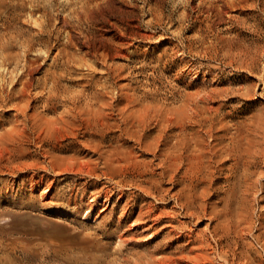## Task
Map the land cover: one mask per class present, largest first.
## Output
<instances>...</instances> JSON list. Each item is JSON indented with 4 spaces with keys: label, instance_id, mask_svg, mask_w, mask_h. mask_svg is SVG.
Masks as SVG:
<instances>
[{
    "label": "rangeland",
    "instance_id": "374dc122",
    "mask_svg": "<svg viewBox=\"0 0 264 264\" xmlns=\"http://www.w3.org/2000/svg\"><path fill=\"white\" fill-rule=\"evenodd\" d=\"M232 1L10 0L9 2V0H0V34L6 31L10 35L19 33L21 41H28L32 45V50L25 54L23 47L19 43L15 44L12 51L19 53L18 63L15 64L18 71L11 75L7 74L5 78L8 83H5L6 90L10 85L8 82L10 79L16 80L18 75H22L20 81L23 77L22 81L26 85L24 96H14L4 105H0V264H187V262L188 264L191 262L192 264H264V196L261 193L256 195L255 200L248 201L249 211L244 217V222L240 220V215L233 221L235 222L233 227L238 228L241 225L239 228L242 230L222 236L223 245L230 244L226 253L228 260L225 261L217 253L215 242L218 236L213 233L214 228L218 226V220L213 216H217L215 212L218 211L222 202L215 195L209 196L205 199L206 213L201 209L199 215L191 217L188 211L184 212L180 204L171 196L179 188L176 178L160 177L161 169L153 153L142 150L134 139L118 131L123 126L122 119L131 118V115L142 107L151 106L153 110H160L162 114L173 117L176 110L189 99H194L197 94L209 92L212 88L213 104L219 107L218 114L226 122L228 134L234 133L240 122L247 123L254 130V141L259 152H264V0ZM58 13L60 15L57 16ZM29 14L30 16H27ZM61 14H64V18ZM33 20L37 21L36 24ZM71 24L75 25L71 26ZM36 26L40 28L38 31ZM77 28H80L79 31ZM52 42V46H49ZM58 47L61 50L57 49ZM48 48L52 51L50 52ZM54 49L57 51L55 52ZM238 50L243 52L242 55L236 53ZM53 52L57 53L56 56ZM246 53L248 56H245ZM71 54L78 61H68ZM80 60L86 61L87 65L80 63ZM68 63H70L69 66ZM53 71L56 72L58 90L62 91L65 88L72 89L74 92L83 90L87 94L96 91L101 95L100 99L110 102L111 105L107 109L104 107L103 110V116L109 125L97 131V134L80 128V131L75 130L74 136L65 139L56 135L54 130L39 131L37 124L44 125L46 120L54 121L63 115L70 105L59 96H49ZM18 72L21 73L18 74ZM29 73L33 75L30 77ZM108 75H110V82L103 87ZM73 79L76 81L74 82ZM85 96L86 94L81 96L79 104L85 102ZM16 101L17 108L12 105ZM17 111L29 117V128L25 130V133L14 129L18 118ZM151 120L146 127V132L154 136L158 132V127L154 126V119ZM26 138H28L27 141ZM96 139L101 140L102 146L94 148L92 140ZM86 140L89 142L84 143ZM117 149L125 150L141 165L121 164L114 157L106 159L111 151ZM259 159L260 157L257 158L259 162L252 167V170L255 171L254 177L264 182V163ZM232 163L230 159L224 162L225 170L218 179L219 185L224 184L225 175L230 172L228 168ZM80 164L83 170H78ZM26 165L29 168H26ZM60 167L64 169L61 170ZM149 176L158 181L156 196L146 195L139 187L142 186L143 178ZM46 183L51 184L47 195L42 194L40 189H43ZM39 193L41 197L43 196L42 198ZM105 195L109 198L107 204L103 201L106 198ZM94 197L97 198V205ZM104 206V211L102 210L98 216L99 209ZM238 206L240 203L231 197L229 215L238 214V209H235ZM211 207H214L213 213ZM153 216L159 220L154 219ZM206 217H210L211 223L208 218L206 220ZM138 221L143 223H137ZM132 222L137 225H131ZM246 228L249 230H245ZM258 234L262 235L260 239L256 237ZM197 253H201L199 257L194 256ZM158 256H162V259H158Z\"/></svg>",
    "mask_w": 264,
    "mask_h": 264
},
{
    "label": "bare ground",
    "instance_id": "6f19581e",
    "mask_svg": "<svg viewBox=\"0 0 264 264\" xmlns=\"http://www.w3.org/2000/svg\"><path fill=\"white\" fill-rule=\"evenodd\" d=\"M8 1V0H7ZM12 1V0H11ZM27 1V0H26ZM38 1V0H37ZM40 1V0H39ZM100 1V0H99ZM199 1V0H198ZM207 1V0H206ZM215 1V0H214ZM219 1V0H218ZM223 1V0H222ZM227 1V0H226ZM234 1V0H233ZM232 1V2H233ZM237 1V0H236ZM248 1V0H247ZM252 1V0H251ZM10 2V0H9ZM20 2V1H19ZM60 2V1H59ZM62 2V1H61ZM60 2V3H61ZM64 2V1H63ZM86 2V1H85ZM201 2V1H200ZM221 2V1H220ZM218 2V3H220ZM239 2V1H238ZM257 2V1H256ZM34 3V2H33ZM68 3V1H67ZM91 3V2H90ZM93 3V2H92ZM102 3V2H101ZM204 3V2H202ZM212 3V2H211ZM231 3V2H230ZM248 3V2H247ZM251 3V2H249ZM13 4V2H12ZM28 4V3H26ZM37 4V3H36ZM64 4V3H63ZM89 4V3H88ZM100 4V3H99ZM98 4V5H99ZM199 4V2H198ZM217 4V3H216ZM223 4V3H222ZM228 4V3H227ZM232 4V3H231ZM239 4V3H238ZM38 5V4H37ZM46 5V4H45ZM51 5V4H50ZM57 5V4H56ZM97 5V4H96ZM95 5V7H96ZM215 5V4H214ZM256 5V4H255ZM36 6V5H35ZM59 6V5H58ZM76 6V5H75ZM87 6V5H86ZM89 6V5H88ZM94 6V5H93ZM92 6V7H93ZM208 6V5H207ZM224 6V5H223ZM230 6V5H229ZM242 6V5H241ZM253 6V5H252ZM209 7V6H208ZM218 7V6H217ZM221 7V6H220ZM232 7V6H231ZM236 7V6H235ZM257 7V6H256ZM263 7V5H262ZM32 8V7H30ZM57 8V7H56ZM71 8V7H70ZM75 8V7H74ZM73 8V9H74ZM78 8V7H77ZM90 8V6H89ZM88 8V9H89ZM207 8V7H206ZM222 8V7H221ZM234 8V7H233ZM242 8V7H241ZM50 9V7H49ZM55 9V8H54ZM152 9V8H151ZM223 9V8H222ZM235 9V8H234ZM243 9V8H242ZM258 9V8H257ZM9 10V9H8ZM47 10V8H46ZM58 10V9H57ZM70 10V9H69ZM68 10V11H69ZM77 10V9H76ZM92 10V8H91ZM123 10V9H122ZM209 10V9H208ZM213 10V9H212ZM220 10V9H219ZM239 10V9H238ZM260 10V8H259ZM14 11V10H13ZM29 11V10H28ZM79 11H81L79 9ZM78 11V12H79ZM153 11V10H152ZM155 11V9H154ZM264 11V10H263ZM6 12V11H5ZM12 12V11H11ZM30 12V11H29ZM37 12V11H36ZM41 12V11H40ZM56 13V11H54ZM60 12V11H59ZM73 12V11H72ZM89 12V11H88ZM214 12V10H213ZM217 12V11H216ZM261 12V11H260ZM27 13V11H26ZM32 13V12H31ZM67 13V12H65ZM82 13V11L80 12ZM158 13V12H157ZM46 14V13H45ZM88 14V13H87ZM115 14V13H114ZM210 14V13H209ZM264 14V12H263ZM11 15V14H10ZM13 15V13H12ZM18 15V14H17ZM36 15V14H35ZM60 15L59 13L57 16ZM63 15L64 18V14ZM82 15V14H81ZM157 15V14H156ZM27 16H30L27 15ZM42 16V15H41ZM83 16V15H82ZM89 16V15H88ZM93 16V15H91ZM111 16V14H110ZM208 16V15H207ZM210 16V15H209ZM68 17V16H67ZM80 17V16H78ZM84 17V16H83ZM87 17V16H86ZM152 17V16H151ZM4 18V17H3ZM44 18V17H43ZM47 18V17H46ZM71 18V17H70ZM89 18V17H88ZM92 18V17H91ZM97 18V17H96ZM95 18V19H96ZM155 18V17H154ZM260 18V17H259ZM23 19V18H22ZM21 19V20H22ZM30 19V17H29ZM39 19V18H38ZM73 19V18H72ZM83 19V18H82ZM86 19V18H85ZM151 20V18H149ZM164 19V18H163ZM169 19V18H168ZM13 20V19H12ZM31 20V19H30ZM29 20V21H30ZM42 20V19H41ZM46 21L48 19H45ZM61 20V19H60ZM117 20V19H116ZM153 20V18H152ZM24 21V19H23ZM22 21V22H23ZM34 21V20H33ZM73 21V20H72ZM259 21V20H258ZM15 22V21H14ZM27 22V21H26ZM24 22V23H26ZM37 22V21H36ZM34 21V23L36 24ZM40 22V20H39ZM55 22V21H54ZM57 22V21H56ZM55 22V23H56ZM65 22V21H63ZM80 22V21H79ZM87 22V21H86ZM90 22L92 20L90 19ZM96 22V21H95ZM260 22V21H259ZM7 23V22H6ZM42 23V22H41ZM40 23V24H41ZM49 23V22H48ZM54 23V25H55ZM59 23V22H58ZM67 23V22H66ZM71 23V22H70ZM77 23V21H76ZM75 23V24H76ZM81 23V22H80ZM112 23V22H111ZM116 23V22H115ZM29 24V22H28ZM53 24V22H52ZM61 25V23H59ZM57 24V25H59ZM74 24V25H75ZM82 24V23H81ZM84 24V23H83ZM2 25V24H1ZM15 25V24H14ZM31 25L33 26L34 24L31 22ZM45 25V24H44ZM48 25V24H46ZM67 25V24H66ZM65 25V26H66ZM71 24V26H74ZM93 25V24H92ZM198 25V24H197ZM4 26V25H3ZM25 26V25H24ZM49 26V25H48ZM70 26V27H71ZM82 26V25H81ZM254 26V25H253ZM28 27V26H27ZM38 27V26H36ZM45 27V26H44ZM57 27V26H56ZM61 27V26H60ZM59 27V28H60ZM68 27V26H67ZM196 27V26H195ZM23 28V27H21ZM35 28V27H34ZM33 28V29H34ZM47 28V27H46ZM52 29V26L50 27ZM58 28V30H59ZM93 28V27H92ZM118 28V27H117ZM20 29V28H19ZM40 28L38 27L37 31ZM65 29V28H64ZM78 29V28H77ZM80 29V28H79ZM78 29V31H79ZM4 30V29H3ZM29 30V29H28ZM46 30V29H45ZM54 30V28H53ZM76 30V29H75ZM73 30V31H75ZM5 31V30H4ZM19 31V30H18ZM36 31V30H35ZM56 31V29H55ZM65 31V30H64ZM67 31V30H66ZM84 31V30H83ZM40 32V31H39ZM59 32V31H58ZM62 32V31H61ZM72 32V31H69ZM76 32V31H75ZM73 32V33H75ZM120 32V31H119ZM0 34V105H4L10 99L14 96L17 95H23L26 91V85L22 81L24 78L22 77V80L20 81V78L22 75L18 72V75L16 80L10 79L8 82L10 85L7 87L5 90V86L7 81H6V75L13 72H17V66L15 64L18 63V58H19V53L12 51L14 48L15 44L18 45V43L23 47L25 54H27V51L32 50V45L28 41H21V37L19 36L20 34H11L6 31V32H1ZM54 33V32H53ZM57 33V32H56ZM122 33V32H121ZM120 33V36H121ZM32 34V33H31ZM34 34V33H33ZM70 34V33H69ZM68 34V35H69ZM53 35V34H51ZM90 35V34H89ZM123 35V34H122ZM239 35V34H238ZM65 36V34H64ZM71 36V34H70ZM74 36V35H73ZM77 36V35H76ZM82 36V35H81ZM84 36V35H83ZM67 37V35H66ZM87 37V36H86ZM89 37V36H88ZM93 37V36H92ZM95 37V36H94ZM118 37V36H117ZM65 38V37H63ZM69 38V37H68ZM73 38V37H72ZM111 38V37H110ZM125 38V37H124ZM28 38H26L27 40ZM32 39V38H31ZM51 39V38H50ZM67 39V38H66ZM116 39V37L114 38ZM119 39V38H118ZM123 39V38H122ZM220 39V38H219ZM23 40V38H22ZM29 40V39H28ZM46 40V39H45ZM53 40V39H52ZM65 40V39H64ZM68 40V39H67ZM88 40V39H87ZM94 40V39H93ZM126 40V39H125ZM232 40V39H231ZM40 41V40H39ZM47 41V40H46ZM57 41V40H56ZM66 41V40H65ZM89 41V40H88ZM113 41V40H112ZM117 41V40H116ZM124 41V39H123ZM215 41V40H214ZM239 41V40H237ZM242 41V40H241ZM37 42V41H36ZM41 42V41H40ZM233 42V41H232ZM109 43V42H108ZM127 43V42H126ZM208 43V42H207ZM217 43V42H216ZM227 43V42H226ZM53 42L49 45L52 46ZM77 44V43H76ZM113 44V43H111ZM115 44V42H114ZM122 43H120L121 45ZM248 44V42H247ZM19 45V46H20ZM34 45V44H33ZM40 45V44H39ZM66 45V44H65ZM100 45V44H99ZM256 45V44H255ZM258 45V44H257ZM41 46V45H40ZM56 46V44H55ZM90 46V45H89ZM115 46V45H114ZM118 45H116L117 47ZM126 46V45H125ZM21 47V48H22ZM75 47V46H74ZM79 47V46H78ZM85 47V46H84ZM119 47V46H118ZM121 47V46H120ZM123 47V45H122ZM127 47V46H126ZM125 47V49H127ZM217 47V46H216ZM222 47V46H221ZM225 47V46H224ZM245 47V46H244ZM52 48V47H51ZM64 48V47H63ZM90 48V47H89ZM92 48V47H91ZM251 48V47H250ZM256 48V47H255ZM258 48V47H257ZM44 49V48H43ZM50 50V48H48ZM53 49V48H52ZM61 50V48H57ZM67 49V48H66ZM75 49V48H74ZM81 49V48H80ZM88 49V47H87ZM101 49H103L101 47ZM210 49V48H209ZM208 49V50H209ZM248 49V47H247ZM37 50V49H36ZM35 50V51H36ZM40 50V48H39ZM71 50V49H70ZM77 50V49H76ZM85 50V49H84ZM82 50V51H84ZM123 50V48H122ZM242 50H244L242 48ZM19 51V50H18ZM34 51V50H33ZM44 51V50H43ZM52 50H50L51 52ZM56 52L57 50L54 49ZM64 51V50H63ZM66 51V50H65ZM75 51V50H74ZM79 51V50H78ZM77 51V52H78ZM87 51V50H85ZM101 51V50H100ZM103 51V50H102ZM106 51V50H105ZM113 51V50H112ZM125 51V50H124ZM205 51V50H204ZM220 51V50H219ZM253 51V50H252ZM37 52V51H36ZM49 52V51H48ZM81 52V51H79ZM127 52V51H126ZM203 52V51H201ZM206 52V51H205ZM210 52V51H209ZM29 53V52H28ZM67 53V52H66ZM88 53V52H86ZM85 53V54H86ZM90 53V52H89ZM94 53V52H93ZM105 53V52H104ZM128 53V52H127ZM204 53V52H203ZM218 53V52H217ZM231 53V52H230ZM237 54H241V50H238L236 52ZM253 53V52H252ZM251 53V54H252ZM257 53V52H256ZM35 54V53H33ZM39 54V53H38ZM42 55V53H40ZM49 54V53H48ZM54 54V52H53ZM57 54V53H56ZM54 54V56H56ZM62 54V53H61ZM84 54V55H85ZM97 54V53H96ZM101 54V53H100ZM113 54V53H112ZM211 54V53H210ZM216 54V52H215ZM220 54V53H219ZM223 54V51H222ZM229 54V52H228ZM36 55V54H35ZM40 55V56H41ZM52 57V54H50ZM49 55V56H50ZM72 55V54H71ZM82 55V57L84 56ZM95 55V54H94ZM120 55V53H119ZM118 55V56H119ZM126 55V54H125ZM123 55V56H125ZM130 55V54H127ZM214 55V54H213ZM221 55V54H220ZM242 55V54H241ZM255 55V53L253 54ZM257 55V54H256ZM31 56V55H30ZM33 56V55H32ZM44 56H46L44 54ZM62 56V55H61ZM114 56V55H113ZM117 56V57H118ZM219 56V55H218ZM225 56V55H224ZM245 56H248L247 53ZM21 57V55H20ZM29 57V55H28ZM27 57V58H28ZM50 57V58H51ZM58 57V56H57ZM64 57V56H63ZM81 57V56H80ZM105 57V56H104ZM109 57V55H108ZM107 57V58H108ZM111 57V56H110ZM122 57V56H121ZM120 57V58H121ZM210 57V56H209ZM228 57V56H227ZM231 57V56H230ZM229 57V58H230ZM250 57V56H249ZM255 57V56H254ZM23 58V57H22ZM26 58V57H25ZM31 58V57H30ZM44 58V57H42ZM48 59V57H46ZM45 58V60H46ZM67 58V57H66ZM89 58V57H88ZM92 58V57H91ZM102 58V57H101ZM106 58V60H107ZM126 58V57H125ZM220 58V57H219ZM223 58V57H222ZM252 58V57H251ZM40 59V58H39ZM86 59V57H85ZM105 59V58H104ZM115 59V58H114ZM127 59V58H126ZM217 59V58H216ZM244 58H242L243 60ZM25 61L24 59H22ZM41 60V59H40ZM66 60V59H65ZM68 61L71 62H76L78 60L75 59L74 55L71 57H68ZM91 60V59H90ZM128 60V59H127ZM226 60V59H225ZM241 60V61H242ZM254 60V59H253ZM37 61V60H36ZM35 61V62H36ZM43 62V60H41ZM80 63H84L87 65L86 61L80 60ZM92 61V60H91ZM90 61V62H91ZM105 61V60H104ZM227 61V60H226ZM245 61V60H244ZM249 61V60H248ZM21 62V61H20ZM33 62V61H32ZM39 62V60H38ZM41 62V63H42ZM49 62V61H47ZM53 62V61H52ZM89 62V61H88ZM96 62V61H95ZM232 62V61H231ZM247 62V61H246ZM27 63V62H25ZM45 63V62H44ZM94 63V61L92 62ZM112 63V62H111ZM124 63V62H123ZM128 63V62H127ZM248 63V62H247ZM255 63V62H254ZM24 64V63H22ZM32 64V63H31ZM47 64V63H46ZM55 64V62H54ZM60 64V63H59ZM91 64V63H90ZM21 65V64H20ZM37 65V64H36ZM35 65V66H36ZM49 65V64H48ZM65 65V63L63 64ZM70 63H68V66ZM76 65V64H75ZM92 65V64H91ZM89 65V66H91ZM105 65V64H104ZM125 65V64H124ZM234 65V64H233ZM242 65V64H241ZM251 65V64H250ZM22 66V65H21ZM26 66V65H24ZM32 66V65H31ZM31 66L30 69H31ZM47 66V65H46ZM67 66V65H66ZM102 66V65H101ZM111 66V65H110ZM230 66V65H229ZM244 66V65H243ZM28 67V68H29ZM39 67V65H38ZM41 67V66H40ZM71 67V66H70ZM73 67H75L73 65ZM79 67V66H78ZM105 67V66H104ZM240 67V66H239ZM22 68V67H21ZM34 68V67H33ZM44 68V67H43ZM47 68V67H46ZM62 68V67H61ZM65 69V66L63 67ZM77 68V66H76ZM75 68V71H76ZM80 68V67H79ZM49 69V68H48ZM60 69V68H59ZM74 69V68H73ZM86 69V68H85ZM91 69V68H90ZM94 69V67H93ZM107 69V68H106ZM105 69V71H106ZM117 69V68H116ZM216 69V68H215ZM17 70V71H16ZM21 70V69H20ZM24 70V69H22ZM35 70V69H34ZM37 70V68H36ZM35 70V72H36ZM66 70V69H65ZM82 70V69H81ZM88 70V69H86ZM29 71V70H28ZM50 71V70H49ZM47 71V72H49ZM77 71H80L77 69ZM84 71V70H83ZM96 71V70H94ZM104 71V72H105ZM108 71V70H107ZM27 72V71H26ZM31 72V71H30ZM42 72V70H41ZM44 72V71H43ZM89 72V71H88ZM208 72V71H207ZM39 73V71H38ZM81 73V72H80ZM91 73V72H90ZM93 73V72H92ZM97 73V72H96ZM106 73V72H105ZM108 73V72H107ZM130 73V72H129ZM195 73V72H194ZM263 73V72H262ZM78 74V73H76ZM86 74V73H85ZM211 74V73H210ZM30 75V73H29ZM31 75H33L31 73ZM30 75V77H31ZM35 75V74H34ZM38 75V74H37ZM48 75V74H47ZM93 75V74H92ZM104 75V74H103ZM27 76V75H26ZM40 76V75H39ZM59 76V75H58ZM79 76V75H78ZM95 76V74H94ZM107 76V75H105ZM110 75L105 79L103 87H106V84L110 82ZM114 76V75H113ZM15 77V76H14ZM36 77V76H35ZM50 77V76H49ZM11 78V77H9ZM51 88L49 89V96L54 97V96H59L63 98L62 100L65 102H68L70 105L68 106V109L65 111L63 115H60L57 119L54 121H49L46 120L44 121V125L37 124V127L39 128V131L43 132H48L49 130H54L56 135L58 134L59 137L62 139H65L69 136H74L75 135V130H79L80 128H85L87 131H90L92 134H97V131L101 130L104 127H107L109 123L106 121L105 117L103 116V110L104 107L106 109L108 108L111 103L105 102L102 99H100L101 95L97 93L96 91L90 92L89 94L84 93L83 90L79 91H72V89H63L62 91L58 90L56 84H57V76L56 72L53 71L52 77H51ZM67 78V77H66ZM72 78V77H71ZM84 78V77H83ZM103 78V77H102ZM112 78V77H111ZM8 79V78H7ZM27 79V78H26ZM29 79V78H28ZM76 79V78H75ZM78 79V78H77ZM87 79V78H85ZM95 79V78H94ZM115 79V78H114ZM121 79V78H120ZM118 79V80H120ZM36 80V78H35ZM44 80V79H43ZM123 80V79H122ZM31 81V80H30ZM50 81V80H49ZM74 81V79H73ZM76 81V80H75ZM74 81V82H75ZM81 82V80H79ZM84 81V80H83ZM121 81V80H120ZM101 82V80H100ZM6 83V84H5ZM30 83V82H29ZM33 83V81H32ZM50 83V82H49ZM31 84V83H30ZM72 84V83H71ZM82 84V83H81ZM89 84V83H88ZM148 84V83H147ZM20 85L19 87H17ZM28 85V84H27ZM35 85L37 86L36 82ZM75 85V84H74ZM78 85V84H77ZM41 86V85H40ZM49 86V85H48ZM100 86V85H99ZM35 86H33L34 88ZM45 87V85H44ZM50 87V86H49ZM203 87V86H202ZM201 87V88H202ZM37 88V87H36ZM35 88V89H36ZM39 88V87H38ZM77 88V87H76ZM80 88V87H79ZM78 88V89H79ZM114 88V87H113ZM206 88V87H205ZM222 88V86H221ZM34 90V89H33ZM40 90V89H39ZM135 90V89H134ZM207 90V89H206ZM210 90V89H209ZM221 90V89H220ZM225 90V88H224ZM30 91V90H29ZM29 91H27L29 94ZM44 91V90H43ZM118 91V90H116ZM196 91V90H195ZM211 91L212 88H211ZM211 91H206L202 92L203 94L197 96L194 99H189L187 103L183 104L181 107H179L176 110V113L173 117H170L172 115L167 116L166 114H162L160 110H153L151 106L147 107H142L140 108L137 112H134L131 115V118H123L122 119V124L123 126L120 128L122 134L127 135L128 137L134 139L138 146L144 150V151H149L152 152L153 155L157 158L158 160V167L161 169L159 172L160 177H169L170 179L176 178V183L179 185V188L176 192H174L171 196L174 198L175 202L180 204V207L182 210L184 209L188 211V213L193 216H197L200 213V210L203 209V212L206 213V203L205 199L209 196L215 195L219 199L220 202H222V205L218 208V211H216L217 216H213L218 220V226L214 228V235L218 236V239L216 240L215 244L218 249V254L225 259V261L228 260L227 257V250L230 248V244L228 246H224L223 243L221 242L222 236L225 234H231V232H234L236 230H239L241 225L239 227H233L235 226L233 221L235 220L236 217H241L240 220L244 222V217L248 214L249 207L248 201H253L257 197L259 193H261L262 196H264V182L259 180L257 177H254L255 171L252 170V167L257 164V158L260 157L259 160L264 163V152H259L258 147L255 144L254 141V130L251 128L247 123L240 122L239 125L236 127V130L232 134H228V126L226 122L219 117V107L215 106L213 104L212 96L214 95ZM32 92V91H31ZM35 92V90L33 91ZM37 92V91H36ZM144 92V91H143ZM240 92V91H239ZM39 93V92H38ZM43 93V92H42ZM41 93V94H42ZM47 93V92H46ZM217 93V92H214ZM31 94V93H30ZM40 94V95H41ZM86 94L84 97V103L79 104L81 101V96ZM127 94V93H126ZM220 94V93H219ZM26 95V94H25ZM37 95V94H36ZM142 95V94H141ZM223 95V94H222ZM28 96V95H26ZM30 96V95H29ZM33 96V95H32ZM31 96V97H32ZM43 96V95H42ZM107 96V95H106ZM126 96V95H125ZM36 97V96H34ZM33 97V98H34ZM46 97V96H44ZM182 97V96H181ZM190 97V95L188 96ZM187 97V99H188ZM219 97V96H218ZM227 97V96H226ZM17 98V97H16ZM32 98V99H33ZM117 98V97H116ZM124 98V97H123ZM126 98V97H125ZM35 99V98H34ZM51 99V98H49ZM145 99V98H144ZM178 99V98H177ZM243 99V98H242ZM31 100V99H30ZM29 100V101H30ZM38 100V99H37ZM36 100V101H37ZM48 100V99H47ZM114 100V99H113ZM124 101V99H123ZM128 101V100H127ZM126 101V102H127ZM22 102V101H21ZM33 102V101H32ZM58 102V101H57ZM114 102V101H113ZM125 102V103H126ZM178 102V101H177ZM229 102V101H228ZM179 103V102H178ZM216 103V102H215ZM226 103V102H225ZM13 106L17 108L18 102L12 103ZM29 105V104H28ZM32 105V104H31ZM131 105V104H130ZM231 105V104H230ZM54 106V105H53ZM132 106V105H131ZM11 107V106H10ZM31 107V106H29ZM28 107V109H29ZM4 108V107H3ZM51 108V107H50ZM129 108V107H128ZM157 108V107H156ZM11 109V108H9ZM15 109V108H12ZM52 109V108H51ZM221 109V107H220ZM223 109V108H222ZM18 110V109H15ZM28 111V110H27ZM31 111V110H30ZM18 112V111H17ZM116 113V112H115ZM16 114V113H15ZM18 118L16 120V124L14 129L18 132L20 131L21 133H25V130L29 128L28 126V121L29 117L25 115V113L18 112ZM118 114V113H117ZM55 115V114H54ZM226 116V115H225ZM16 118V117H15ZM119 118V117H118ZM151 119H154V123L152 125L158 127V132L152 136V134H148L146 132L147 126L150 122ZM120 120V119H118ZM152 121V120H151ZM259 121V120H258ZM33 123V122H32ZM121 123V121H120ZM260 123V122H259ZM264 124V123H263ZM120 125V124H119ZM118 126V125H117ZM152 128V126H151ZM119 129V128H118ZM155 130V129H154ZM171 130V131H170ZM31 131V130H30ZM34 131V130H33ZM80 131V130H79ZM77 131V132H79ZM170 131V132H169ZM28 132V131H27ZM105 132V131H104ZM259 132V131H258ZM264 132V131H263ZM13 133V131H12ZM20 133V134H21ZM34 133V132H33ZM18 134V133H17ZM16 134V135H17ZM38 135V134H37ZM13 136V135H12ZM23 136V135H22ZM21 136V137H22ZM119 136V135H118ZM123 136V135H122ZM16 137V136H15ZM33 137V136H32ZM47 137V136H46ZM56 137V136H55ZM54 137V138H55ZM78 137V136H77ZM260 137V136H259ZM39 138V137H38ZM58 138V137H57ZM56 138V139H57ZM59 138V139H61ZM74 138V137H73ZM123 138V137H122ZM2 139V138H1ZM23 139V138H22ZM28 138H26L27 141ZM36 139V138H35ZM42 139V138H41ZM47 139V138H46ZM45 139V140H46ZM75 139V138H74ZM120 139V138H119ZM128 139V138H127ZM126 139V140H127ZM20 140V139H19ZM25 140V139H24ZM23 140V141H24ZM51 140V139H50ZM25 141V142H26ZM29 141V140H28ZM31 141V140H30ZM36 141V140H35ZM94 141L93 146L94 148H97L101 145V140L96 139L92 140ZM124 141V140H123ZM72 142V141H71ZM76 142V141H75ZM89 141L86 140L84 143H88ZM126 142V141H125ZM15 143V142H13ZM29 142H27L28 144ZM36 143V142H35ZM59 143V142H58ZM79 143V142H78ZM122 143V141H121ZM23 144V143H21ZM41 144V143H40ZM51 144V143H50ZM76 144V143H75ZM262 144V143H261ZM11 145V144H10ZM25 145V144H23ZM83 145V144H82ZM81 145V148H82ZM45 146V145H44ZM52 146H54L52 144ZM10 147V146H9ZM16 147V146H15ZM37 147V146H36ZM64 147V146H63ZM75 147V146H74ZM85 147V146H84ZM136 147V146H135ZM28 148V147H27ZM53 148V147H52ZM14 149V148H13ZM67 149V148H66ZM84 149V148H83ZM86 149H89L86 147ZM137 149V148H136ZM11 150V149H10ZM37 150H40V148ZM55 150V148H54ZM57 150V149H56ZM14 151V150H13ZM83 151V150H82ZM85 151V150H84ZM89 152V150H88ZM60 153V152H59ZM96 153V151H95ZM135 153V152H134ZM147 153V152H146ZM151 153V154H152ZM145 154V153H144ZM46 155V154H45ZM45 155L43 157H45ZM147 155V154H146ZM29 156V155H28ZM48 156V155H47ZM225 156L227 158H225ZM37 157V155H36ZM40 157V156H39ZM115 158V160L118 163L121 164H126L131 163L135 164L139 163V161L135 158H133L128 152H126L123 149H117L113 150L110 152L109 156L106 157V159L110 158ZM21 158V157H20ZM42 158V157H41ZM153 158V157H152ZM1 159V158H0ZM38 159V158H37ZM232 160L233 163L230 165L228 168L230 172L225 175V180L223 185H219L218 179L220 178L221 173L224 172L225 166H223L224 162L227 160ZM75 160V159H74ZM47 161V160H46ZM84 161V160H82ZM81 161V162H82ZM101 161V160H100ZM49 162V160H48ZM85 162V161H84ZM6 163V162H5ZM30 163V162H29ZM29 163H27L29 165ZM45 163V162H44ZM43 163V164H44ZM47 163V162H46ZM99 163V162H98ZM98 163H95L96 165ZM31 164V163H30ZM51 164V163H50ZM25 165V164H24ZM71 165V164H70ZM84 165V163H83ZM86 165V163H85ZM127 165V164H126ZM125 165V167H127ZM141 165V164H140ZM27 166V165H26ZM48 166V165H47ZM80 168L78 170H83V166L78 165ZM156 166V164H155ZM154 166V167H155ZM260 166V165H258ZM85 167V166H84ZM123 167V166H122ZM121 167V168H122ZM137 167V166H136ZM140 167V166H139ZM263 167V166H262ZM26 168H29L28 166ZM33 168V167H31ZM36 168V167H35ZM41 168V167H40ZM61 168V167H60ZM63 168V167H62ZM61 168V170H62ZM69 168V167H68ZM86 168V167H85ZM84 168V169H85ZM90 168V167H89ZM97 168V167H96ZM135 168V167H134ZM261 168V167H260ZM43 169V168H42ZM41 169V171H42ZM45 169V168H44ZM55 169V168H54ZM64 169V168H63ZM66 169V168H65ZM72 169V168H71ZM127 169V168H126ZM53 170V168H52ZM70 170V169H69ZM74 170V169H72ZM72 170H70L72 172ZM87 170V168H86ZM89 170V169H88ZM125 170V169H124ZM146 170V169H145ZM45 171V170H44ZM156 171V170H155ZM159 171V170H158ZM46 172V171H45ZM69 173V171H67ZM76 172V170H75ZM87 172V171H86ZM85 172V173H86ZM102 172V171H101ZM123 172V171H122ZM34 173V172H33ZM57 173V172H55ZM61 173V172H60ZM64 173V172H62ZM80 173V172H78ZM84 173V174H85ZM99 173V172H98ZM105 173V172H104ZM132 173V172H131ZM154 173V171H153ZM37 174V173H36ZM35 174V175H36ZM45 174V173H44ZM59 174V173H58ZM120 174V172H119ZM126 174V173H125ZM258 174V173H257ZM87 175V174H86ZM143 175V174H141ZM140 175V176H141ZM261 175V174H260ZM40 176V175H39ZM124 176V175H123ZM263 176V175H262ZM33 177V176H32ZM103 177V176H102ZM222 177V176H221ZM259 177V175H258ZM96 178V177H94ZM109 178V177H108ZM131 178V177H130ZM140 178V177H139ZM76 179V178H75ZM81 179V178H80ZM83 179V178H82ZM97 179V178H96ZM105 179V178H104ZM122 179V178H121ZM124 179V177H123ZM38 180V179H37ZM44 180V179H43ZM49 180V178H48ZM52 180V179H51ZM137 180V179H136ZM264 180V179H263ZM73 181V180H72ZM164 181V180H163ZM32 182V181H31ZM42 182V181H41ZM55 182V181H54ZM53 182V183H54ZM116 182V181H115ZM135 182V181H134ZM142 186L140 185L142 191L146 193V195L151 194L153 196H156V187L158 184V181L156 178L149 176L148 178H143L142 180ZM172 182V180H171ZM111 183V182H110ZM33 184V183H32ZM133 184V183H132ZM41 185V184H40ZM74 185V184H73ZM97 185V184H96ZM117 185V184H116ZM126 185V184H125ZM172 185V184H171ZM54 186V185H53ZM119 186V185H118ZM51 184H47L46 186L42 189V194L48 193L50 191ZM116 187V186H115ZM133 187V185H132ZM121 188V187H120ZM52 189V188H51ZM73 189V188H72ZM125 189V188H123ZM173 189V188H172ZM105 190V189H103ZM118 191V188L116 189ZM85 191V190H84ZM40 192V191H39ZM108 191H106L107 193ZM125 192V191H124ZM123 192V193H124ZM83 193V192H82ZM134 193V192H133ZM143 193V192H142ZM40 194V193H39ZM47 195V194H46ZM45 195V196H46ZM109 195V194H107ZM121 195V194H120ZM119 195V196H120ZM161 195V194H160ZM51 196V195H50ZM54 196V195H53ZM159 196V194H158ZM41 197V194H40ZM43 197V196H42ZM41 197V198H42ZM100 197V196H99ZM103 197V195H102ZM106 197V195H105ZM165 197V196H164ZM231 197H234L239 203L240 206L236 207L235 209H238V214L237 213H230V208H229V200ZM70 199V198H69ZM80 199V198H79ZM108 197L103 199V201H108ZM132 199V198H131ZM83 200V199H81ZM99 200V199H98ZM92 201V197H91ZM94 201H96L97 205V198L94 197ZM102 201V202H103ZM110 202V201H109ZM166 202V201H165ZM173 203V202H172ZM205 203V204H204ZM208 203V202H207ZM26 204V203H25ZM100 204V203H99ZM103 204V203H102ZM150 204V203H149ZM148 204V205H149ZM70 205V204H69ZM77 205V203H76ZM89 205V204H88ZM95 205V206H96ZM133 205V203L131 204ZM168 206V205H167ZM253 206V205H252ZM92 207V206H91ZM101 207V206H100ZM149 207V206H148ZM263 207V206H262ZM83 208V207H82ZM154 208V207H153ZM179 208V206L177 207ZM213 208L211 207V212L213 213ZM105 209L101 208L99 209V214L102 213V210ZM143 209V208H142ZM147 209V208H146ZM150 209V208H149ZM148 209V210H149ZM78 210V209H77ZM216 210V209H214ZM104 211V210H103ZM150 211H152L150 209ZM260 211V210H258ZM210 212V211H209ZM210 212V214H211ZM166 213V212H165ZM178 213V212H177ZM254 213V212H253ZM151 214V213H150ZM167 214V213H166ZM170 215V213L168 212ZM180 214V213H179ZM209 214V213H208ZM97 215V214H96ZM146 215V214H145ZM154 215V213H153ZM166 215V216H169ZM201 215V214H200ZM238 215V216H237ZM97 216V217H98ZM149 216V214H148ZM152 216V215H150ZM158 216V215H156ZM210 216V215H209ZM96 217V218H97ZM155 216H153L154 218ZM163 217V216H162ZM212 217V216H211ZM101 218V217H100ZM111 218V217H110ZM152 218V219H153ZM198 218V217H197ZM205 218V217H204ZM208 217H206L207 220ZM210 218V217H209ZM208 218V220H209ZM154 219H157L155 217ZM191 219V218H190ZM212 219V218H211ZM214 219V218H213ZM256 219V218H255ZM136 220V219H135ZM150 220V219H149ZM159 220V219H157ZM193 220V219H192ZM203 220V219H202ZM215 220V219H214ZM252 220V219H251ZM172 221V220H171ZM136 222V221H135ZM132 222L131 225H135L136 223ZM146 222V221H145ZM210 222V220H209ZM137 223H140L139 221ZM143 223V222H141ZM140 223V224H141ZM181 223V222H180ZM183 223V222H182ZM211 223V222H210ZM260 223V222H259ZM107 224V223H106ZM105 224V225H106ZM199 224V223H198ZM214 224V223H213ZM264 224V223H263ZM137 225V224H136ZM204 226V225H203ZM243 226V225H242ZM245 226V224H244ZM251 226V225H250ZM254 226V225H253ZM209 227V226H208ZM247 227V226H245ZM252 227V226H251ZM249 227V228H251ZM207 228V227H206ZM263 228V227H262ZM146 229V227H145ZM198 229V228H197ZM202 229V228H201ZM205 229V228H204ZM255 229V228H254ZM264 229V228H263ZM193 230V229H191ZM195 230V229H194ZM200 230V229H199ZM206 230V229H205ZM212 230V229H210ZM242 230V229H241ZM245 230H249L246 228ZM196 231V230H195ZM202 232V230H200ZM154 232V231H153ZM191 232V231H190ZM198 232V231H197ZM205 232V231H203ZM212 232V231H211ZM240 232V230H239ZM149 234V233H148ZM151 234V233H150ZM185 234V233H184ZM198 234V233H197ZM245 234V233H244ZM241 235V233H240ZM248 235V234H246ZM190 236V235H189ZM245 236V235H244ZM261 234H258L256 237L257 239L261 237ZM148 237V235H147ZM185 237V236H184ZM227 237V236H226ZM230 237V236H229ZM146 238V237H145ZM215 238V237H214ZM213 238V239H214ZM217 238V237H216ZM233 238V236H232ZM243 237H241L242 239ZM187 239V238H186ZM245 239V238H243ZM211 240V239H210ZM238 240V239H237ZM248 240V239H247ZM251 240V239H250ZM188 241V240H187ZM197 241V240H196ZM206 241V240H205ZM195 242V241H194ZM204 242V241H203ZM210 242V241H209ZM237 242V241H236ZM241 242V241H240ZM244 242V241H243ZM202 243V242H201ZM251 243V242H250ZM199 244V243H198ZM208 244V243H207ZM206 244V245H207ZM233 244V243H232ZM263 244V243H261ZM264 245V244H263ZM262 245V246H263ZM204 246V245H202ZM261 246V245H260ZM196 247V246H195ZM200 246H198L199 248ZM241 247V246H240ZM235 248V247H234ZM234 248H232L234 250ZM257 248V247H256ZM264 248V247H263ZM192 249V248H191ZM210 249V248H209ZM213 249V248H212ZM194 250V249H192ZM191 250V251H192ZM201 250V249H199ZM260 250V249H259ZM189 251V250H188ZM197 251V249H196ZM202 251V250H201ZM231 251V250H230ZM200 252V251H199ZM196 253V252H195ZM233 253V252H232ZM235 253V252H234ZM194 254V253H193ZM201 253H197L194 255L195 257L198 256ZM211 254V253H210ZM209 254V255H210ZM214 254V253H213ZM217 254V255H218ZM238 254V253H237ZM250 255V254H249ZM235 256V255H234ZM162 257V256H161ZM158 256V259L161 258ZM191 257V256H190ZM188 257V258H190ZM199 257V256H198ZM233 257V256H232ZM231 257V261H232ZM256 257V256H255ZM184 258V257H183ZM194 258V257H192ZM191 258V259H192ZM205 258V257H204ZM235 258V257H234ZM155 259V258H154ZM162 259V258H161ZM181 259V258H179ZM242 259V258H241ZM240 259V261H241ZM186 260V259H185ZM190 260V259H188ZM202 260V259H201ZM200 260V261H201ZM223 260V259H222ZM246 260V259H245ZM262 260V259H261ZM155 261V260H154ZM157 261V260H156ZM160 261V260H159ZM191 261V260H190ZM193 261V260H192ZM224 261V260H223ZM252 261V260H251ZM254 261V260H253ZM167 262V261H166ZM203 262V260L201 261ZM206 262V261H205ZM236 262V261H235ZM258 262V261H257ZM195 263V262H193ZM225 263V262H224ZM244 263V262H242ZM156 264V263H155ZM188 264V262H187ZM190 264V263H189ZM192 264V262H191ZM196 264V263H195ZM235 264V263H234ZM247 264V263H246ZM250 264V263H249Z\"/></svg>",
    "mask_w": 264,
    "mask_h": 264
}]
</instances>
